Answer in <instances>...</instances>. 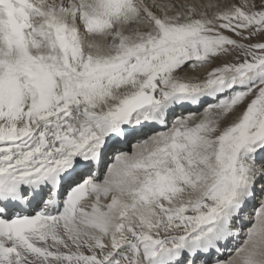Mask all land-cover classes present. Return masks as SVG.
Instances as JSON below:
<instances>
[{"label":"snow or ice","instance_id":"1","mask_svg":"<svg viewBox=\"0 0 264 264\" xmlns=\"http://www.w3.org/2000/svg\"><path fill=\"white\" fill-rule=\"evenodd\" d=\"M0 264H264V0H0Z\"/></svg>","mask_w":264,"mask_h":264},{"label":"bare ground","instance_id":"2","mask_svg":"<svg viewBox=\"0 0 264 264\" xmlns=\"http://www.w3.org/2000/svg\"><path fill=\"white\" fill-rule=\"evenodd\" d=\"M176 114H177V115H180L181 113H180V111L178 110ZM253 203H256V202L253 201ZM249 210H251V209H249ZM249 213H250V212H249Z\"/></svg>","mask_w":264,"mask_h":264},{"label":"rangeland","instance_id":"3","mask_svg":"<svg viewBox=\"0 0 264 264\" xmlns=\"http://www.w3.org/2000/svg\"><path fill=\"white\" fill-rule=\"evenodd\" d=\"M249 212H251V210H249Z\"/></svg>","mask_w":264,"mask_h":264}]
</instances>
